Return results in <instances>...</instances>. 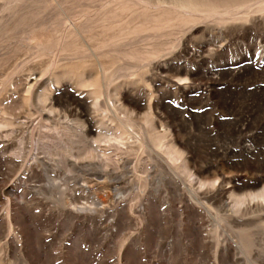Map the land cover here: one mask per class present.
I'll use <instances>...</instances> for the list:
<instances>
[{"label":"rangeland","instance_id":"1","mask_svg":"<svg viewBox=\"0 0 264 264\" xmlns=\"http://www.w3.org/2000/svg\"><path fill=\"white\" fill-rule=\"evenodd\" d=\"M0 264H264V0H0Z\"/></svg>","mask_w":264,"mask_h":264}]
</instances>
